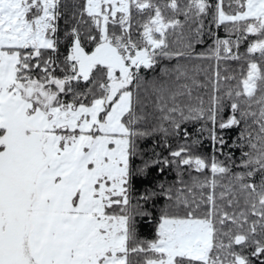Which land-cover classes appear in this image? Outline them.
I'll use <instances>...</instances> for the list:
<instances>
[{"label": "snow or ice", "instance_id": "1", "mask_svg": "<svg viewBox=\"0 0 264 264\" xmlns=\"http://www.w3.org/2000/svg\"><path fill=\"white\" fill-rule=\"evenodd\" d=\"M0 264H264V0H0Z\"/></svg>", "mask_w": 264, "mask_h": 264}, {"label": "trees", "instance_id": "2", "mask_svg": "<svg viewBox=\"0 0 264 264\" xmlns=\"http://www.w3.org/2000/svg\"><path fill=\"white\" fill-rule=\"evenodd\" d=\"M190 130H192V129L190 128ZM221 134L224 136L225 140L229 141V143H231L232 140H234L236 137V131L235 130H225ZM142 144H143V146H145L148 149H150L152 147V141L151 140L143 141ZM208 147H209L208 142L205 141L204 150L207 151ZM156 150L160 151L159 148H157ZM228 150H229L228 147L225 146V151H228ZM158 178H159L158 174L156 172H153L147 181L137 180L135 186L138 190L142 189L143 187L148 186L153 180H156ZM165 178L170 179V174L166 175ZM141 231H142V234L145 236H151L152 235V229H151V226H149V225H142Z\"/></svg>", "mask_w": 264, "mask_h": 264}]
</instances>
